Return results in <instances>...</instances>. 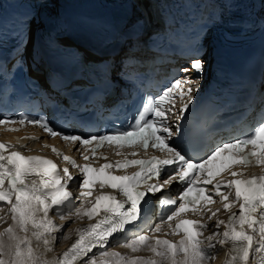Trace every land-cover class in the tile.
<instances>
[{
  "label": "snow or ice",
  "instance_id": "1",
  "mask_svg": "<svg viewBox=\"0 0 264 264\" xmlns=\"http://www.w3.org/2000/svg\"><path fill=\"white\" fill-rule=\"evenodd\" d=\"M203 68L204 61L197 54L191 58L190 68L181 71L199 74ZM186 84L189 86L185 87ZM199 87V79L174 78L161 94L148 97L124 128L87 136L58 130L43 116L0 113V128L4 131L16 132L25 125H33L50 137L72 144L74 149H83L81 156L85 161H106L99 166L77 164L54 145L45 144L66 162L61 174L52 159L24 155L10 141L0 142V208L8 206L7 212L0 215V222L9 215L11 218V223L0 229V264H79L81 260L86 264H205L217 244L228 245L224 264H248L252 252L256 253V264H264V115L247 133L230 135L228 142L218 141L203 157H189L173 146L172 137L179 135L181 129L177 125L174 132L168 120L177 97L180 106L175 119L180 121L185 116ZM257 99L264 106V92L250 89L246 110H252ZM26 139L38 137H19L17 144ZM105 147L112 148L123 159L113 163L103 152L98 156L97 150ZM149 148L165 155L130 158L137 157L141 149L146 154ZM67 165L78 169L79 175L73 176ZM132 166L138 170L122 175L113 172ZM257 167L259 173L249 171ZM224 173L232 179H217ZM153 179L162 182L150 183ZM173 182L182 190L177 199L160 197V223L155 227L150 220L139 224L148 194L159 193ZM141 185L146 187L142 189ZM76 186L79 196L69 191ZM97 186L99 190L94 193ZM105 188L114 191H103ZM214 196L219 197L215 208L211 207L217 204ZM77 200L79 207L74 204ZM221 210L228 213L226 220L217 217ZM53 211L69 222L73 214L95 220L64 235L63 239H69L74 232L75 239L59 256L49 260L46 253L53 251L60 239L58 234L67 226L52 220ZM66 211L69 217L65 216ZM188 213L206 220L181 218ZM214 218L215 224L210 226L207 221ZM165 225L172 235L182 233L181 238L173 241L155 235ZM129 226L137 228L131 239L126 238ZM207 227L213 230L204 236ZM144 228L154 235L142 234ZM116 234L125 235L116 239ZM110 242L122 243L134 253L147 249L152 256H124L107 250ZM94 249H98L97 254H93Z\"/></svg>",
  "mask_w": 264,
  "mask_h": 264
},
{
  "label": "bare ground",
  "instance_id": "2",
  "mask_svg": "<svg viewBox=\"0 0 264 264\" xmlns=\"http://www.w3.org/2000/svg\"><path fill=\"white\" fill-rule=\"evenodd\" d=\"M59 4H60L59 1L54 0L52 2V4H50L48 6V8H51L52 9V12L51 13L50 12L48 13L49 16L54 17L55 15H53L52 13L53 12L58 13L60 11L59 10ZM29 41H31V37H30ZM59 41L62 42L61 39H59ZM141 49H144V48H141ZM28 50H29L28 52L30 53V51H31L30 43H28ZM29 75H31L33 77L37 76V75H35V76L32 75L30 73V70H29ZM37 77H39V76H37ZM20 134H21V132L18 133V135H20ZM18 138H19V136L8 135V137L6 139H9L13 144L18 145V146L20 144L26 143L27 145L25 146V148H34V149H40L41 148V145L39 143L30 142L27 139L26 140H20L19 141V144H17V139ZM217 205H218V203L215 204L213 206V208L217 207ZM7 207H8L7 205H4L3 208H0V215H4L7 212ZM227 215H228V213L224 212L223 210H221L219 213H217V217L219 219H223V220H226L227 219ZM66 217H69V215H67ZM51 218H52V220L57 225L66 224L68 226V224L71 222V225H70L71 227L66 232V235L69 233L70 230L76 229L78 226L87 225L88 223L94 222V220H95V218H94L93 221H89L86 217L83 218V219H80V218L75 217L74 214L71 215V217L69 218L70 222L68 220H61L60 218H58L57 220H55L53 217H51ZM203 220H206V217H203ZM10 223H11V218H10V215H9L8 218L5 221L0 222V229L7 227V225L10 224ZM207 223L210 226L214 225L215 224V218L212 221H207ZM65 228H64L63 232L65 231ZM212 230H213L212 227L205 228L203 230L204 236H208L211 233ZM220 231L223 232V225L220 226ZM63 232L58 234L60 236V239L58 240L59 244L57 245L58 242H56L53 245V251L46 253V257L49 260L52 259L53 257L59 256L63 251H65L70 246V244L72 243V241L75 239V233L74 232H72V234H71V236H70L69 239H63L62 238ZM182 235L183 234L180 233L176 237H174V236H165L164 234H161V235H158V236H161V237H163L165 239L177 241V240H179L181 238ZM41 250H42V246H41ZM107 250H114V251H117L119 253H121V251H123L121 249V247H119V246H110V247H107ZM142 251H144L143 254L141 253V251L135 252V253L133 252V254H135L136 256H145V257L152 256V253L149 252L147 249H142ZM215 252H217L216 253L217 257L214 258V261L212 262V258H211L208 261H206L205 264H224V261L226 259V254L228 252V245L220 246V245L217 244L216 247L211 250V256ZM97 253H98V249H95L94 252H93V254H97ZM251 254L252 253H250V259L248 261V264H254V262L256 261V253H255V256L253 257V259L251 258ZM90 255H92V254H90ZM84 263H85V260H82L81 262H79V264H84Z\"/></svg>",
  "mask_w": 264,
  "mask_h": 264
},
{
  "label": "rangeland",
  "instance_id": "3",
  "mask_svg": "<svg viewBox=\"0 0 264 264\" xmlns=\"http://www.w3.org/2000/svg\"><path fill=\"white\" fill-rule=\"evenodd\" d=\"M71 225V222L68 224V226L65 228V231L63 232V234H62V238H63V236L64 235H66V232L70 229V226ZM67 229V230H66ZM59 244V242L57 243V245ZM123 251H121V254L122 255H124V256H134L135 254H133V252L131 251V250H129V249H126V248H123L122 249ZM141 253L143 254L144 253V251H142L141 250ZM216 253L217 252H215L213 255H212V262L214 261V258H216L217 257V255H216ZM136 256V255H135ZM97 258H99L98 256H97ZM84 264H86V262L84 263Z\"/></svg>",
  "mask_w": 264,
  "mask_h": 264
}]
</instances>
